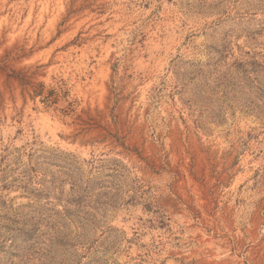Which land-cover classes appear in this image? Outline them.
Listing matches in <instances>:
<instances>
[{
  "label": "rangeland",
  "instance_id": "rangeland-1",
  "mask_svg": "<svg viewBox=\"0 0 264 264\" xmlns=\"http://www.w3.org/2000/svg\"><path fill=\"white\" fill-rule=\"evenodd\" d=\"M0 264H264V0H0Z\"/></svg>",
  "mask_w": 264,
  "mask_h": 264
}]
</instances>
